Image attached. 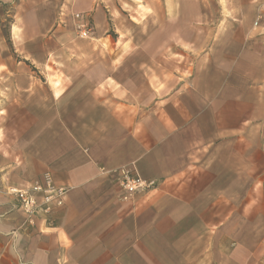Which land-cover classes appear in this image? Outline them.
<instances>
[{
	"label": "crops",
	"instance_id": "0c3cea01",
	"mask_svg": "<svg viewBox=\"0 0 264 264\" xmlns=\"http://www.w3.org/2000/svg\"><path fill=\"white\" fill-rule=\"evenodd\" d=\"M0 264H264V0H0Z\"/></svg>",
	"mask_w": 264,
	"mask_h": 264
},
{
	"label": "built area",
	"instance_id": "2783aa9c",
	"mask_svg": "<svg viewBox=\"0 0 264 264\" xmlns=\"http://www.w3.org/2000/svg\"><path fill=\"white\" fill-rule=\"evenodd\" d=\"M88 15L75 13V30L80 38L93 35L94 28L88 21ZM120 198L129 201L137 193L147 192L157 187L155 179L142 177L136 170L122 167L117 170ZM6 192L14 196L26 215V223L33 225L37 218L48 217L64 205L67 188L56 184L51 172H45L42 178L28 187L9 186Z\"/></svg>",
	"mask_w": 264,
	"mask_h": 264
},
{
	"label": "rangeland",
	"instance_id": "374dc122",
	"mask_svg": "<svg viewBox=\"0 0 264 264\" xmlns=\"http://www.w3.org/2000/svg\"><path fill=\"white\" fill-rule=\"evenodd\" d=\"M132 12H133V10H131ZM131 20H133V19H131ZM9 19H5L4 21H3V29H4V31H6L7 32V28H8V26H9ZM80 38V37H79ZM81 39H85V38H81ZM116 46H118V44L116 45ZM49 47H52V49H55V47H54V44L52 45V44H49ZM85 49H88V48H85ZM128 50H134V47H133V45H132V47H130V48H128ZM64 52H67V53H69L70 51H71V49L69 48V47H67V48H64V50H63ZM170 52V51H169ZM65 55H68V54H66L65 53ZM69 56V55H68ZM62 60V59H61ZM69 60V59H68ZM133 61V60H132ZM62 62H64V60H62ZM186 62H188L186 59H184L182 56H180V55H174L173 57H172V59H170V60H168V62H167V64H168V66H170V67H177V66H179V65H182V64H184V63H186ZM54 65H58V66H65L64 65V63H61L60 62V59L57 61V63L56 62H52ZM133 63V62H132Z\"/></svg>",
	"mask_w": 264,
	"mask_h": 264
}]
</instances>
